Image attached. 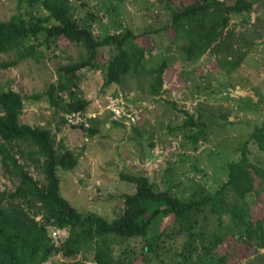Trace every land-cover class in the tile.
Returning a JSON list of instances; mask_svg holds the SVG:
<instances>
[{"label": "trees", "instance_id": "1", "mask_svg": "<svg viewBox=\"0 0 264 264\" xmlns=\"http://www.w3.org/2000/svg\"><path fill=\"white\" fill-rule=\"evenodd\" d=\"M161 1L169 5L170 22L140 34L126 30L98 37L88 19L78 23L73 18L75 7L71 0H29L31 5H40L48 16L27 19L19 12L8 21H0V56L16 54L15 59L0 62L2 70L28 59L39 60L43 56L39 50L42 44L35 41L43 33L45 44L63 39L85 50L79 61L59 69L57 83L42 94L24 98L13 89L0 88V162L4 174L16 184L14 191L0 188V264H48L55 255L72 258L90 250L96 264H137L130 247L115 255L112 245L117 238H144L142 264H152V255L158 258L160 251L170 249L169 241L182 234L189 237L183 245L182 264H231L232 257L246 259L264 249V166L251 161L249 146L254 142L264 152V120L241 145L240 160L229 165L228 180L213 194L197 191L196 197L184 201L169 191H156L145 176L120 174L122 181L136 186V191L124 196V211L112 221L95 213L84 214L63 197L58 171H74L79 165L78 156L63 140L57 141L51 128L20 122L26 99L38 102L47 96L51 107L65 115L86 112L91 102L79 97L72 87L83 69L101 70L108 86L124 87L138 78L140 85H146L149 96H161L171 58L165 48L153 54L159 38V42L167 41L170 49L178 48L187 63H201L211 53L219 67L230 73L242 66L247 54L238 53L249 43L246 36L236 43L238 36L233 30L224 33L232 15L252 14L257 4L263 12L264 2ZM51 20L56 24L47 26ZM60 93H67L69 102ZM61 125H67L65 117ZM184 126L198 129L190 137L194 143L206 139L204 128L208 126L202 114L196 120L189 116ZM90 132H99L95 120ZM32 167L43 174V182L33 177ZM250 195L254 196L253 204L247 199ZM256 208L261 209L255 216ZM205 212L217 218L218 232L209 244L204 235L193 232V222ZM164 219H168V226L157 231ZM176 225L180 229L176 230ZM52 228L68 232L60 245L51 237ZM152 228L156 231L153 235Z\"/></svg>", "mask_w": 264, "mask_h": 264}, {"label": "rangeland", "instance_id": "2", "mask_svg": "<svg viewBox=\"0 0 264 264\" xmlns=\"http://www.w3.org/2000/svg\"><path fill=\"white\" fill-rule=\"evenodd\" d=\"M71 1L75 7L73 18L78 23L88 19L98 37L126 30L135 34L157 30L171 18L169 5L161 0ZM255 9L252 14L232 15L231 24L224 33L233 30L238 36L236 43L245 36V41L249 42L238 53L247 55L235 72L220 68L216 56L211 53H207L201 63H187L178 48L170 49L167 41L159 42L158 37L153 54L165 48L171 58L161 96H149L146 85H140L138 78L124 87L108 86L104 84L101 70L83 69L72 81L77 95L91 102L86 111L92 116L89 127L83 128L62 126L61 118L65 113L51 107L47 96L38 102L26 99L20 122L51 128L57 141L63 140L79 158L74 171H58L63 197L84 214L95 213L112 221L124 211V196L136 191L135 185L120 179L122 173L145 176L156 191H169L184 201L196 197L197 191L216 192L228 180L229 165L240 160L241 145L264 120V11L261 12L259 4ZM19 12L27 19L48 16L40 5H31L29 0H0V21H8ZM54 24L56 22L51 20L47 26ZM45 38L43 33L35 41L42 44L39 50L43 56L39 60L28 59L17 67L0 69L2 90L13 89L24 98L42 94L57 83L60 68L85 55L82 46L63 39L54 42L52 39L45 44ZM15 58L14 52L3 54L0 62ZM119 92L128 97L133 110L140 112L142 117L136 125L116 124L104 111L105 94ZM60 97L69 102L67 93H60ZM201 114L208 126L204 128L206 139L194 143L190 137L198 129L185 128L184 124L189 116L196 120ZM92 120L98 125L99 132L95 135L90 132ZM249 146L251 161L264 166V152L254 142ZM30 172L43 182L44 176L39 170L32 167ZM15 187L4 174L0 162L1 190L14 191ZM247 199L253 204V195ZM260 209H255V216ZM168 224V219L160 221L157 231L165 230ZM175 227L180 229L179 225ZM154 229L151 235L156 232ZM193 232L204 235L209 244L218 232L217 218L209 212L198 215L193 222ZM66 234L68 237V232ZM61 236L67 238L64 234ZM188 238L182 234L169 241L167 247L170 249L160 251L158 258L152 255V264H182L183 245ZM144 246V238H117L112 245L116 256L130 247L137 264H142ZM48 264L96 263L94 252L90 250L72 258L55 255ZM231 264H264V249L251 253L246 259L235 256L233 260L232 257Z\"/></svg>", "mask_w": 264, "mask_h": 264}, {"label": "built area", "instance_id": "3", "mask_svg": "<svg viewBox=\"0 0 264 264\" xmlns=\"http://www.w3.org/2000/svg\"><path fill=\"white\" fill-rule=\"evenodd\" d=\"M105 107L104 111L109 113L111 117L124 125H136L141 120V114L138 110H133L132 105L129 103V99L126 95L119 92L117 94L107 93L105 94ZM67 125L73 127H89V120L91 115L87 112H72L65 116ZM66 229H51L52 238L57 245L65 239L62 238V234L67 237ZM60 240V241H59Z\"/></svg>", "mask_w": 264, "mask_h": 264}]
</instances>
